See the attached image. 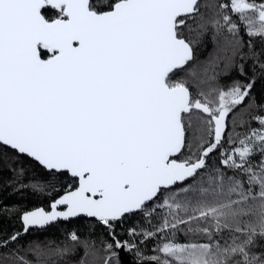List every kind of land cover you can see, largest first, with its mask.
I'll use <instances>...</instances> for the list:
<instances>
[{
    "label": "snow or ice",
    "instance_id": "obj_1",
    "mask_svg": "<svg viewBox=\"0 0 264 264\" xmlns=\"http://www.w3.org/2000/svg\"><path fill=\"white\" fill-rule=\"evenodd\" d=\"M258 79L264 0H0V172L53 197L0 208V264H264Z\"/></svg>",
    "mask_w": 264,
    "mask_h": 264
},
{
    "label": "trees",
    "instance_id": "obj_2",
    "mask_svg": "<svg viewBox=\"0 0 264 264\" xmlns=\"http://www.w3.org/2000/svg\"><path fill=\"white\" fill-rule=\"evenodd\" d=\"M208 3H215L216 0H207ZM247 40V37H244ZM198 47L204 49L201 52V58L205 57L209 52L213 49V44L211 42L210 35H207L203 38V43L198 45ZM250 63V61H249ZM253 94L257 97L258 101H264V79H258L253 91ZM255 122L253 123V127H255ZM31 173H29L30 175ZM11 173L6 169L3 172H0V208L3 207H12L18 206L24 210H33L37 207H43L45 210H48L49 204L53 197L47 194V190L44 193L34 192L30 188H21L19 183H10L9 177ZM65 183H71V178L64 177ZM138 222H141L139 216H131L128 217L123 225V229L126 230L129 227L135 226ZM155 223V221H154ZM77 225L81 226V237L87 236L89 234V221L86 219L76 220L73 223H57L47 228L42 233H34L33 235L40 236L41 240H45V238L54 241L53 246L55 244H59L62 240H66V230L77 227ZM20 221L17 215H13L12 217H8L7 215H0V233L11 234L14 229L20 228ZM145 227L148 225L145 224ZM118 231H123L122 229H118ZM102 230L97 226L95 232L93 233L92 238L96 240V251L99 257H103L104 253L101 250L100 245V235ZM106 235V234H105ZM31 237H29L30 239ZM124 239L128 237L124 236ZM180 239L183 240V236H180ZM46 242V241H45ZM23 243V241H22ZM156 241H150L145 247V255H153L155 253L149 251L152 247L155 246ZM128 259L132 263H136V257L133 252L126 251ZM84 254V249L82 246L77 247L74 255L68 257L70 260H79ZM89 261L92 260V257L89 256L87 258ZM102 264V260L99 262ZM121 264H127L121 262Z\"/></svg>",
    "mask_w": 264,
    "mask_h": 264
},
{
    "label": "water",
    "instance_id": "obj_3",
    "mask_svg": "<svg viewBox=\"0 0 264 264\" xmlns=\"http://www.w3.org/2000/svg\"><path fill=\"white\" fill-rule=\"evenodd\" d=\"M49 206H50V204H49ZM48 210H50V207H48ZM81 219H86L87 220V218H79L78 220H81ZM60 223H67V222H60ZM55 225V224H54ZM120 261L121 262H124V263H127V264H137V262L136 263H132L129 259H128V256H127V253H126V250L125 251H122L121 253H120Z\"/></svg>",
    "mask_w": 264,
    "mask_h": 264
}]
</instances>
